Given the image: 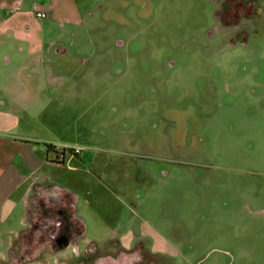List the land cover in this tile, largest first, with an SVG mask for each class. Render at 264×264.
I'll list each match as a JSON object with an SVG mask.
<instances>
[{
	"label": "rangeland",
	"instance_id": "374dc122",
	"mask_svg": "<svg viewBox=\"0 0 264 264\" xmlns=\"http://www.w3.org/2000/svg\"><path fill=\"white\" fill-rule=\"evenodd\" d=\"M221 2L56 0L39 18L27 1V39L43 44L1 37L0 171L13 140L54 147L39 176L75 195L82 255L114 240L157 264H264V0L246 44ZM61 44L73 58L57 62ZM69 146L80 156L63 158ZM27 207L0 221V262L19 252ZM77 258L47 247L25 264H92Z\"/></svg>",
	"mask_w": 264,
	"mask_h": 264
},
{
	"label": "flooded vegetation",
	"instance_id": "af4514ba",
	"mask_svg": "<svg viewBox=\"0 0 264 264\" xmlns=\"http://www.w3.org/2000/svg\"><path fill=\"white\" fill-rule=\"evenodd\" d=\"M261 1L222 0L216 17L224 26L239 28L238 39H232L233 43L246 44L248 42V34L244 31L245 24H242V21H247L257 15ZM218 12L221 13L218 15ZM246 27L250 26L246 25ZM63 49L61 44L54 52L58 57L57 62L73 58L67 52L68 49ZM80 152L81 150H71L63 153L80 156ZM33 203H35L38 213L32 211L28 223L19 234L17 240L19 252L16 253L17 249L13 244L8 249L11 254L10 259L7 262H0V264H25L30 260H38L47 247L54 251L73 247L78 257L76 260L84 259V263L96 264L95 258L101 255L107 259L106 262L101 261L102 264H143L144 262L145 264H157L154 259L148 258V255L135 254L132 250L122 249L121 246L117 251H114L113 247L119 244L114 240L108 241L109 248L105 251L106 253H102L96 243L90 242L85 248V254L82 255L79 243L85 234V225L83 219L77 215L78 210L74 197L67 191L55 188L45 189L36 194ZM114 258H118V260H114Z\"/></svg>",
	"mask_w": 264,
	"mask_h": 264
},
{
	"label": "crops",
	"instance_id": "0c3cea01",
	"mask_svg": "<svg viewBox=\"0 0 264 264\" xmlns=\"http://www.w3.org/2000/svg\"><path fill=\"white\" fill-rule=\"evenodd\" d=\"M47 1L48 2L46 3H38L36 2V0H0V13L2 11H5L8 15L0 21V42L3 34L9 33V31H11L13 33H16L17 38H19L21 42L23 41L24 43L28 44L30 48H40V45L43 44V42L27 39V37L31 33V24L30 19H26V12L29 10L24 9V5L27 4L30 11L35 15L37 6L45 7V9L49 13L48 17L50 18L53 16V10H55V7L57 9L59 5L56 6V0ZM72 5L73 1H71L69 10ZM63 11L69 12L68 10ZM0 18H2V15L0 16ZM63 47V50L68 49L66 45H63ZM19 92L20 90H16L14 88L8 91V93H5L7 94V96L12 98V100L15 101L16 104H19V102L17 101V95L19 94ZM21 95L23 94H20L19 96L21 97ZM9 122L11 125L14 124L15 117L12 118ZM11 142V146L8 145V147L11 151L14 149V147H16L13 154L14 157L12 160H9L7 165L0 171V221H4L6 217L11 215V213L19 206V201L20 203L28 201L33 207H35V210H33L34 208L32 207L26 208L27 212L29 213V218L32 211L38 213V209L36 208L35 203H33V199L36 197V194L48 188L58 189L56 187V184L48 175L45 176V174H42V178L41 175L39 176V174H41V168L43 167L45 162L44 158L48 157L47 152L50 151V148L52 147H49L47 151L43 150L41 154L36 155L35 152L31 151V145L29 144V142L14 140ZM41 157L44 162L42 161ZM16 159L19 160L18 163L15 162ZM19 191L20 194L18 198H16L15 196ZM68 193L70 194L71 192ZM70 195L75 197L73 193ZM28 220L29 219H27V223Z\"/></svg>",
	"mask_w": 264,
	"mask_h": 264
},
{
	"label": "built area",
	"instance_id": "2783aa9c",
	"mask_svg": "<svg viewBox=\"0 0 264 264\" xmlns=\"http://www.w3.org/2000/svg\"><path fill=\"white\" fill-rule=\"evenodd\" d=\"M36 15L39 17V18H47L49 16V13L48 11L45 9V7H40V6H37L36 7ZM71 147V146H69ZM67 148V147H66ZM73 150L75 151H80V149H77L76 147H72ZM64 158V156H63Z\"/></svg>",
	"mask_w": 264,
	"mask_h": 264
},
{
	"label": "trees",
	"instance_id": "16d2710c",
	"mask_svg": "<svg viewBox=\"0 0 264 264\" xmlns=\"http://www.w3.org/2000/svg\"><path fill=\"white\" fill-rule=\"evenodd\" d=\"M53 148H54V147H52V148H50V149H53ZM71 150H73L72 147H67V148L65 147V148H63L62 151L65 152V151H71ZM53 151H54V150H53ZM55 152H57V151H55ZM63 152H62V155L64 156V153H63ZM60 162H63V161H60Z\"/></svg>",
	"mask_w": 264,
	"mask_h": 264
}]
</instances>
